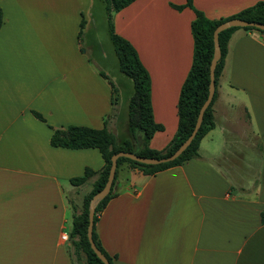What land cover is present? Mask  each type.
<instances>
[{"label":"crops","instance_id":"obj_1","mask_svg":"<svg viewBox=\"0 0 264 264\" xmlns=\"http://www.w3.org/2000/svg\"><path fill=\"white\" fill-rule=\"evenodd\" d=\"M264 0H193L221 20ZM181 7L182 9H177ZM0 264H84L71 250L75 211L99 172L98 149L51 143L56 130L103 129L133 141V80L123 74L103 0H0ZM186 0H136L113 16L115 32L151 78L150 148L163 151L178 130V104L194 60ZM82 35L80 38V32ZM114 86V87H113ZM214 128L198 157L155 175L127 164L100 213L96 235L113 264H264V38L231 35L216 85ZM37 114L42 119L37 117Z\"/></svg>","mask_w":264,"mask_h":264},{"label":"trees","instance_id":"obj_2","mask_svg":"<svg viewBox=\"0 0 264 264\" xmlns=\"http://www.w3.org/2000/svg\"><path fill=\"white\" fill-rule=\"evenodd\" d=\"M106 4L110 37L114 45L115 52L119 59L120 70L123 74L130 77L134 82V94L129 105V127L133 141L138 139L141 134L140 146L135 149L131 141H126L120 145L116 136L105 126L103 129H92L87 127H69L66 130H56L52 136L51 143L54 147L68 149H98L101 153L104 166L99 172L87 168L82 177L74 178L71 184L80 187L93 178V190L85 197L83 210L77 212L75 206H72L75 214L72 221L70 233L71 252L79 258L85 255L87 264H103L91 249L87 237L89 225V203L96 193L101 191L109 177L112 165L111 159L120 152L133 153L146 158H166L171 156L191 135L200 112L209 94L210 84V64L214 54L213 33L222 23L241 19L250 23H259L264 25V2H258L240 13L221 20H210L201 11L194 8L193 0H186V6L195 12V20L192 22V34L195 41L194 60L191 70L183 84L179 104H178V130L169 145L163 151H156L150 148V141L157 132L163 131V126L157 124L154 120L152 102H151V78L140 60L139 54L132 44L125 38L115 32L113 16L115 13L125 9L136 0H103ZM177 9H182L177 7ZM3 25V12L0 8V28ZM238 29L256 30L255 28H232L224 31L219 36L221 47V59L217 64L215 71L216 85L223 72L225 59L228 53V45L231 35ZM262 34L264 32L259 31ZM82 31L80 32V38ZM114 87V86H113ZM215 99V96H214ZM204 114L202 126L198 131L190 147L174 162L159 166H147L127 158L118 160V168L110 194L98 205L94 219L93 238L99 250L106 256L110 264H113L112 258L103 249L98 241L95 229L100 213L104 210L108 202L119 195L121 191L117 189L120 168L127 164L132 168H137L147 175H155L166 169L183 165L184 163L198 157L199 146L202 139L214 128L213 104ZM37 117L42 119L40 115Z\"/></svg>","mask_w":264,"mask_h":264},{"label":"water","instance_id":"obj_3","mask_svg":"<svg viewBox=\"0 0 264 264\" xmlns=\"http://www.w3.org/2000/svg\"><path fill=\"white\" fill-rule=\"evenodd\" d=\"M232 28H255L259 31L264 32L263 24L250 23V22L243 21L241 19H232V20L226 21L220 24L215 29L213 33L214 54H213V59L210 64V84H209L208 98L200 109L196 125L191 135L177 149V151L173 153L171 156L166 157V158H161V159L140 157V156H137L136 154L126 153V152H120L112 157L111 159L112 165L110 168L109 177L106 182V185L101 191H99L98 193L94 195V197L91 199L89 203V225L87 229V237H88V241L90 243L91 249L96 254V256L103 262V264H110V262L95 244V241L93 238L94 219H95V213H96V209L98 205L110 194L112 190L113 183L116 177L117 168H118V160L120 158H127V159H130L132 161H135L143 165L159 166V165L168 164V163H172L176 161L190 147V145L192 144L193 140L195 139L198 131L200 130L202 126L204 114L206 110L209 108L210 104L212 103L215 92H216L215 71H216L217 64L220 61L221 56H222L221 47L219 43V36L222 32L227 31Z\"/></svg>","mask_w":264,"mask_h":264},{"label":"built area","instance_id":"obj_4","mask_svg":"<svg viewBox=\"0 0 264 264\" xmlns=\"http://www.w3.org/2000/svg\"><path fill=\"white\" fill-rule=\"evenodd\" d=\"M263 38H264V34H262ZM70 240V236L67 233H64L61 235V241L62 242H68Z\"/></svg>","mask_w":264,"mask_h":264},{"label":"rangeland","instance_id":"obj_5","mask_svg":"<svg viewBox=\"0 0 264 264\" xmlns=\"http://www.w3.org/2000/svg\"><path fill=\"white\" fill-rule=\"evenodd\" d=\"M82 257H83V259H84V260H83V261H84V264H87V263H86V257H85V255H82ZM75 264H78V262H76Z\"/></svg>","mask_w":264,"mask_h":264}]
</instances>
